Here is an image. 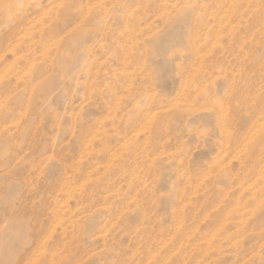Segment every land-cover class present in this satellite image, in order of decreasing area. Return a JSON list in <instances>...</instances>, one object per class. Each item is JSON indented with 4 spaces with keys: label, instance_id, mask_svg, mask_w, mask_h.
<instances>
[{
    "label": "rangeland",
    "instance_id": "374dc122",
    "mask_svg": "<svg viewBox=\"0 0 264 264\" xmlns=\"http://www.w3.org/2000/svg\"><path fill=\"white\" fill-rule=\"evenodd\" d=\"M0 264H264V0H0Z\"/></svg>",
    "mask_w": 264,
    "mask_h": 264
},
{
    "label": "bare ground",
    "instance_id": "6f19581e",
    "mask_svg": "<svg viewBox=\"0 0 264 264\" xmlns=\"http://www.w3.org/2000/svg\"><path fill=\"white\" fill-rule=\"evenodd\" d=\"M151 119H152V118H151ZM258 127H259V126H257V128H258ZM257 128H256V129H257ZM260 128H261V127H260ZM259 130H260V129H259ZM253 132H254V131H253ZM134 136H135V135H134ZM133 138H134V137H133ZM67 194H68V193H67ZM67 196H68V195H67Z\"/></svg>",
    "mask_w": 264,
    "mask_h": 264
}]
</instances>
